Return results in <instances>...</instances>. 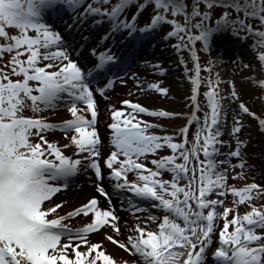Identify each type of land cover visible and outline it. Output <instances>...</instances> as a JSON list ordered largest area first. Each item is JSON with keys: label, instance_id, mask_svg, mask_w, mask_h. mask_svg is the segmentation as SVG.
I'll use <instances>...</instances> for the list:
<instances>
[{"label": "snow or ice", "instance_id": "6c2138e0", "mask_svg": "<svg viewBox=\"0 0 264 264\" xmlns=\"http://www.w3.org/2000/svg\"><path fill=\"white\" fill-rule=\"evenodd\" d=\"M215 9L219 14L211 27ZM46 15L67 16L65 32L46 22ZM177 17H183V22ZM253 20L259 27L253 28ZM85 22L103 33L95 44L92 34L81 33L79 50H87L91 68H82L72 57L77 51L73 47L75 32H80ZM8 28L17 30L16 34L10 35ZM221 31H230L237 38L250 35L253 47L264 49V0H0V39L4 41L0 43V264H115L104 241L128 255L124 264H205L208 255L212 264H264V207L251 204L253 193H264V186L251 183L235 188L226 182L229 167H246L242 154L245 141L238 135L246 128L243 115L258 121L261 133L264 119L241 101L228 130L229 140L224 139L228 98L219 89V79L211 78L204 93L208 110L202 121L195 115L202 81L193 46L200 42L207 52L213 34ZM161 32L163 40H175L170 46L177 53L187 50L195 62V75L189 77L195 109L184 127L158 136L148 128L162 126L150 125L138 114H183L151 111L129 99L119 101L126 107L107 106L111 148L103 158V167L109 170L106 176L113 194H131L127 205L134 212L147 211L139 207L143 203L160 213L148 214L143 221L137 218L129 225L115 214L111 195L100 183L105 173L100 163L99 109L94 95L107 99L106 91L114 87V80L125 83L113 69L131 67L133 41L150 42ZM118 40L125 42L121 55L112 50L120 49ZM256 60L264 69V51H257ZM179 63H187L182 55ZM151 67L163 74L159 63ZM208 70L206 65L204 71ZM13 76L22 79L14 80ZM131 78L140 84L135 72ZM256 83L264 90V79ZM147 87L167 92L154 82ZM230 96L239 100L235 90ZM62 105L71 118L60 125L24 114L28 108L36 113ZM193 123L196 131L189 147L188 132ZM56 128L65 133L68 143L60 145L43 135ZM69 148L73 156L62 151ZM164 148L171 154L159 155ZM81 169L94 172L96 191L109 207L101 209L92 197L65 215L47 219L63 202L42 205L66 188ZM163 172L170 177L161 179ZM229 193L233 199L230 206H224L220 197ZM245 202L250 210L240 213L238 205ZM80 215L88 217V222L79 228L63 223ZM149 222L158 230L150 229ZM92 233L101 239L92 241Z\"/></svg>", "mask_w": 264, "mask_h": 264}, {"label": "bare ground", "instance_id": "6f19581e", "mask_svg": "<svg viewBox=\"0 0 264 264\" xmlns=\"http://www.w3.org/2000/svg\"><path fill=\"white\" fill-rule=\"evenodd\" d=\"M143 20V18H142ZM65 29V28H64ZM157 41H161V36H158L156 39ZM155 40V41H156ZM160 44V43H159ZM164 45V44H162ZM162 51L156 52V54L152 55L151 58H147L146 61L142 62L140 65L141 67L136 70V75L140 79V84L143 85V87H146L149 83H151V78L155 74L158 75L160 73L159 71L154 70L151 65L159 63V65L163 68V72L167 74L166 81L171 83L175 89V91L178 93V99L175 102V113H182L181 120L175 125L173 128L174 131H178L180 127L186 122L187 117L189 116V113L191 112L192 105L189 101L190 100V94H189V83L187 82V79L189 75L192 73L188 69L186 65L179 63V56L182 55L184 59L188 62L189 54L187 50H184L182 53H177V51L172 48L171 46L163 47L161 48ZM256 49H254L251 46H246L243 51H240V54L238 58L234 57L231 59L230 63L224 64L221 63L219 60L214 61V65L217 66L216 70H214L217 75L220 76L221 79H225V73L227 69H230L231 71H234L235 76L239 79H242L244 82L253 84L254 82H258L261 79H264V69H261L259 63L256 60ZM79 64L83 63L85 60H88V55L86 53L80 54L79 58L76 59ZM247 62L250 63L251 69L245 70V68L242 66L243 64H247ZM240 66V68H239ZM173 70V71H172ZM221 91L226 94L225 89L221 87ZM129 96V91H117V93H114L112 95V99L105 104V102L100 101V113L98 116V128L101 134V137L103 140H105V135L108 133L107 123L110 122V117L107 116L104 113V107L107 108V105L115 103L116 99L118 101L123 100L124 97ZM132 96V95H131ZM129 96V97H131ZM130 99V98H129ZM133 99V96H132ZM131 101H135L132 100ZM153 96L150 93L146 94V102L152 101ZM118 103V102H117ZM117 103L114 105L117 107ZM232 106H228L227 110ZM234 109V107H232ZM55 119L60 120L62 118V121L70 117V114L68 112H61L54 115ZM240 137L245 141V145L243 146V152L245 157L249 158V161L247 164H250V166L253 167L251 170L252 172L258 171L264 167V159L261 158V153H263V147L261 140L264 139V133H259L257 126H249L246 127L243 130L242 135ZM58 136L53 135L49 136V140L52 141H58ZM66 154L72 153V149H62ZM91 190L88 188H83L80 190L76 189H69L66 190L64 193L58 194L56 196V202L61 203L62 211L63 213H67L69 211H72L74 208L79 207L90 195ZM147 216L143 215L142 220L146 219ZM121 221L127 220L129 225H134L137 221H135L133 218L126 217L124 215H121ZM149 225H153L151 222H149ZM123 239L124 237H120ZM101 239V236L99 234L95 235V238L93 241H98ZM104 245L106 248V251L114 255L115 253H119L120 251L117 249L116 246L111 245L110 242L104 241ZM123 257L127 258L124 254H122Z\"/></svg>", "mask_w": 264, "mask_h": 264}, {"label": "rangeland", "instance_id": "374dc122", "mask_svg": "<svg viewBox=\"0 0 264 264\" xmlns=\"http://www.w3.org/2000/svg\"><path fill=\"white\" fill-rule=\"evenodd\" d=\"M185 2L187 3L188 0H185ZM190 10L191 9L189 6V11ZM218 14H219V9L213 10L212 20L209 23V26L215 27V21L218 18ZM177 19H179L181 21V23L183 22V17H177ZM251 23L253 25V28L259 27V25L257 24L256 21L253 20V21H251ZM7 31L11 35V34H16L17 30H15L13 28H8ZM223 32H224L223 34L230 33V31H223ZM30 34H34V33L30 32ZM160 34H161L162 44H164V45L158 44L157 46H155L154 50H153L154 53L157 51V48L159 47V45L162 48L164 46L165 47L170 46L171 44L175 43V40H167V41L163 40L162 39V32ZM160 34H158L156 37H158ZM216 34L217 33H214L213 36ZM218 34H220V32ZM247 41L248 42L252 41L254 43V38L249 35V36H247ZM3 42L4 41L2 39H0V43H3ZM214 43H215V39H213L212 45ZM200 49H201V47L198 46L197 50L199 51ZM217 50H218V48L215 49L214 51L210 50V53H204V51H202L201 56H200V59H202V61H201L202 62V67H201L202 69L201 70H202L203 75L205 76V78H211L213 81H216L217 79L220 78L219 75L214 74L212 72V65H213L214 59L217 57L222 59V56L219 55V52H217ZM256 50L257 51H264V49H256ZM216 55H218V56H216ZM7 58L8 57L6 55L4 57V59L7 60ZM224 60H228V58H224ZM209 61H211L210 65H209ZM192 65H193V63H191V59H190L186 66L189 68L190 67L193 68ZM206 65L209 66L208 71H204V68ZM210 66H211V68H210ZM239 68H240V66H239ZM191 71L193 74L189 75V77L195 75V72L193 71V69ZM159 75L155 74L154 76H152L151 81H153L154 83H157L160 87L167 88V92L165 94H161V93H158L155 91L152 94L153 99H152L151 103L146 102V100H145L147 93L142 91V88H145V89H147V88L143 87V85L140 87H137L135 85L128 84L126 87L118 88V89H119V91L131 92L133 99H132V96L131 97L126 96L125 99L130 98L132 100H135L136 103L143 104L144 106H146L151 111L163 110V111H167L170 113H175V102L178 99V93L175 91L173 85L171 83L167 82L166 81L167 79H164V78H166V75H164V76H162L161 74H159ZM225 76L228 77L229 80L231 81L230 83L226 84V86H225L226 89L229 90L230 94L233 90H235L239 96V100L231 99L232 103L239 104V102L243 101L248 106L249 109L258 111V113H259L258 117L259 118L261 117V119H264V112H263V108L261 105L262 98L264 97V91L258 85L252 86V84L244 82L242 79L237 78L235 76L234 71H230V69L226 70ZM189 77L187 79V82L189 83V86H190L189 94H190V98H191V95H192L191 87H192V85H191V81H190ZM11 78L12 79H14V78L18 79V77H16V76H13ZM206 91H207V85L202 90L201 99L198 97V99L196 100L197 102H199L198 108H199V113H200V116L202 117V119H203L204 112L207 111L206 98L204 96V93ZM197 95H198V92H197ZM127 97H129V98H127ZM189 102L191 103L192 100ZM197 102H196V104H197ZM192 105H193V107H195L193 102H192ZM99 111H100V108H99ZM104 113L107 115V109L104 110ZM24 114L26 116H37V117H40V115H41L38 112L33 113L30 108H28ZM138 115L142 121H146L150 125L151 124L152 125L157 124V125L162 126V127H155V126L152 127V129H154V130L156 129L159 132V134H161V135H163L165 133L172 134L170 132V127H175V125L181 120V116H176V115H173L170 117H158V116H152V115H147V114H138ZM40 118L47 120L46 117H40ZM154 132L155 131H150V133H152V134ZM49 135H53V134H49ZM46 139H48V138L46 137ZM35 140L36 139H34V142H35ZM59 142H60L59 143L60 145H63V144L68 143V140L66 139L65 136L61 135V136H59ZM261 143H262V140H261ZM169 154H171V152L167 148L161 149L159 151V155H169ZM149 158H151V157H149ZM150 167H152V166L150 165ZM236 173H242V174L240 176H236V178L234 179L233 177L236 175ZM247 174H249V172H244L243 170H239L237 167L234 169H230L228 171V174H227V181H228L229 186H231V187H239L240 186L239 188H241V186L248 185L246 183H264V169L263 168L260 169L259 171H256L253 176L251 174H249L250 176ZM251 177H255V178H251ZM58 194H61V193H58ZM255 194L256 193H253V195H255ZM224 198L226 199V197H224ZM227 198H229L231 201L233 199L232 196L231 197L228 196ZM49 203L55 204L57 202L55 199L51 198V201L50 202L46 201L45 204L42 205V207H47L49 205ZM251 204L254 206H257L258 208L264 207V194L253 196ZM243 205L242 204L238 205V207L241 208V212L250 210L249 204L244 203ZM245 205H248L247 208H245ZM224 206H230L229 203L227 202V199L224 202ZM62 214H63L62 207H60V208L56 209L55 213H50L48 215L47 219H52L56 215H62ZM230 230H231V228H230ZM112 257L114 258L115 264H124L125 258L122 256V251H120L119 253H115L114 255H112Z\"/></svg>", "mask_w": 264, "mask_h": 264}]
</instances>
